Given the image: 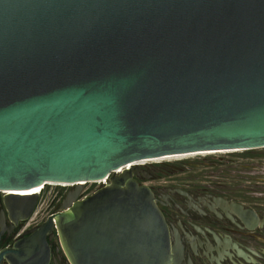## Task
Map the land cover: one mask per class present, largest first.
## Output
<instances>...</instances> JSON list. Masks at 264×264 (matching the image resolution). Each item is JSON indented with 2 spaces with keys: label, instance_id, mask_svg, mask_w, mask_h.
<instances>
[{
  "label": "water",
  "instance_id": "obj_1",
  "mask_svg": "<svg viewBox=\"0 0 264 264\" xmlns=\"http://www.w3.org/2000/svg\"><path fill=\"white\" fill-rule=\"evenodd\" d=\"M257 148L264 0H0V192L74 184L54 216L69 264H168L132 164ZM36 199L2 193L19 218Z\"/></svg>",
  "mask_w": 264,
  "mask_h": 264
},
{
  "label": "flooded vegetation",
  "instance_id": "obj_2",
  "mask_svg": "<svg viewBox=\"0 0 264 264\" xmlns=\"http://www.w3.org/2000/svg\"><path fill=\"white\" fill-rule=\"evenodd\" d=\"M137 166L132 179L138 184L157 179ZM148 188L167 230L168 264H264V200L243 202L192 184ZM68 201L58 194L40 205L36 199L19 218L15 209L6 211L0 195V264H7L4 254L11 264H69L54 222Z\"/></svg>",
  "mask_w": 264,
  "mask_h": 264
},
{
  "label": "rangeland",
  "instance_id": "obj_3",
  "mask_svg": "<svg viewBox=\"0 0 264 264\" xmlns=\"http://www.w3.org/2000/svg\"><path fill=\"white\" fill-rule=\"evenodd\" d=\"M226 151L228 152L143 162L138 165L150 171L157 179L142 181L141 185L149 187L163 183L192 184L214 188L243 202L264 200V148ZM88 182H83L80 186L78 198L90 195L103 183L102 180ZM73 187L46 185L37 195V201L39 205L43 204L52 194L63 198Z\"/></svg>",
  "mask_w": 264,
  "mask_h": 264
},
{
  "label": "bare ground",
  "instance_id": "obj_4",
  "mask_svg": "<svg viewBox=\"0 0 264 264\" xmlns=\"http://www.w3.org/2000/svg\"><path fill=\"white\" fill-rule=\"evenodd\" d=\"M235 150H230L229 152H234ZM224 152H228V151H216V152H201V153H196V154H190V155H185V156H195V155H208V154H218V153H224ZM185 156H176V157H185ZM169 158H175V157H167V158H163V159H158V160H165V159H169ZM153 161H157V160H153ZM150 162V161H148ZM143 162H140L139 164H141ZM138 165V164H137ZM127 167V166H126ZM120 170H117V172H119ZM83 182H80L79 185L81 186ZM89 183V182H88ZM45 185H58V186H73L74 184H66V183H45ZM42 187L44 186H38V187H34L32 189H27V190H17V191H4L2 193L5 194H13V195H19V196H29V195H33V194H38L40 192V190L42 189Z\"/></svg>",
  "mask_w": 264,
  "mask_h": 264
}]
</instances>
